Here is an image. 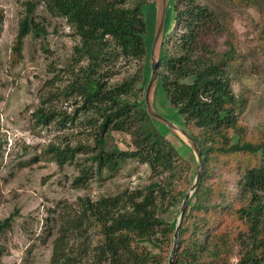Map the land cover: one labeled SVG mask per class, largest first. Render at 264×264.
I'll list each match as a JSON object with an SVG mask.
<instances>
[{"label":"trees","instance_id":"trees-1","mask_svg":"<svg viewBox=\"0 0 264 264\" xmlns=\"http://www.w3.org/2000/svg\"><path fill=\"white\" fill-rule=\"evenodd\" d=\"M156 1L23 4L13 67L19 64L28 37L48 36L47 15L65 19L79 39L61 91L74 111L56 113L42 107L34 113L37 123L54 122L58 133L78 130L75 135L87 134L94 143L72 141L69 135L74 134H62L33 161L76 166L80 171L76 187L95 177L104 179L105 172L114 178L130 160L148 165L152 173L143 190L98 200L79 198L75 206H66L58 217L50 264L169 263L181 208L194 184L189 160L196 161V156L184 140L181 148L176 146L179 136L153 118L146 104L153 46V38L148 42L146 11ZM229 1L256 6L264 19V0ZM4 18L0 9V38ZM227 22L230 15L217 10L213 0H176L175 27L165 33L159 51L154 91L165 92L183 119L177 126L196 142L203 160L173 264H264V129L256 132L241 122L248 101L233 90L229 68L240 54L236 32ZM226 31L228 49L219 55L213 39ZM260 35L264 56V29ZM132 60L139 63L134 74L112 83ZM113 133L127 135L131 147L107 150ZM225 175L235 176L232 190ZM14 222V215L0 221V257L6 251L1 240Z\"/></svg>","mask_w":264,"mask_h":264},{"label":"rangeland","instance_id":"rangeland-1","mask_svg":"<svg viewBox=\"0 0 264 264\" xmlns=\"http://www.w3.org/2000/svg\"><path fill=\"white\" fill-rule=\"evenodd\" d=\"M25 1L0 0V9L5 14L0 38V221L15 216L13 229L1 240L6 251L0 262L50 264L53 241L59 229L58 217L66 206H75L79 198L98 200L126 190H143L151 183L152 173L148 165L130 160L114 178L105 172L104 179L95 177L85 186L76 187L74 180L80 174L76 166L60 167L45 159L33 161L49 143L60 141L62 134H74L69 135L72 141L94 143L87 134L75 135L78 130L58 133L54 122L45 126L34 117L42 107L56 113L74 111L75 107L62 98L61 91L67 84L66 69L79 39L65 19L47 15L48 36L44 40L28 37L19 64L13 67L11 55ZM175 1L167 0V34L175 27ZM213 1L217 10L230 15L231 22L227 23L236 32L240 57L229 69L235 94L248 101L241 122L260 132L264 129V56L260 35L264 19L254 5L241 7L229 0ZM158 6L157 0L146 11L149 43L152 38L154 43L159 26ZM229 37L230 32L226 31L213 39L219 55L228 49ZM138 64L130 61L112 83L134 74ZM151 98L154 111L160 116L176 126L183 123L162 89L152 92ZM179 137L174 142L181 148L183 139ZM116 145L127 149L131 147L130 138L113 133L107 138L106 148L110 151ZM189 161L195 182L197 159ZM225 180L232 190L235 176L225 175Z\"/></svg>","mask_w":264,"mask_h":264},{"label":"water","instance_id":"water-1","mask_svg":"<svg viewBox=\"0 0 264 264\" xmlns=\"http://www.w3.org/2000/svg\"><path fill=\"white\" fill-rule=\"evenodd\" d=\"M159 2V26L156 32L155 40L152 46V53H151V68H152V78L151 81L148 85L147 88V93H146V104L148 107V111L150 115L155 118L158 121L163 122L166 124L175 134L180 136L193 150L196 159H197V172H196V179L193 184V186L190 188V190L187 192L186 197L184 199L180 216H179V221L177 224V228L174 234V246L171 251L170 259L168 264H173L175 261V258L178 253L179 249V234L181 232L182 226H183V221L185 218V215L188 210V206L190 203V200L198 188V185L201 180V174H202V169H203V160H202V155L201 152L196 144V142L181 128L178 126L174 125L173 123L168 122L166 119H164L162 116H160L157 112L154 111L153 105H152V92L154 91L155 85L158 81L159 78V72H158V56H159V51L161 44L163 42L164 36H165V20H166V11H167V0H158ZM184 138H183V137Z\"/></svg>","mask_w":264,"mask_h":264}]
</instances>
